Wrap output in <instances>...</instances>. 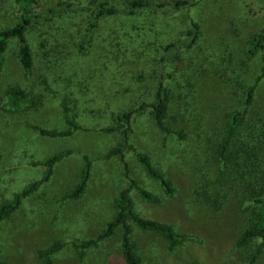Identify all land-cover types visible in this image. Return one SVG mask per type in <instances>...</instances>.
Masks as SVG:
<instances>
[{"label": "rangeland", "instance_id": "rangeland-1", "mask_svg": "<svg viewBox=\"0 0 264 264\" xmlns=\"http://www.w3.org/2000/svg\"><path fill=\"white\" fill-rule=\"evenodd\" d=\"M108 1L124 8L131 0ZM144 1L155 8L134 16L121 12L91 30L97 0H37L33 12L43 19L26 31L34 59L30 71L18 61V40L8 42L0 72V203L44 176L47 168L38 161L71 152L1 224V264H44L40 252L54 243L64 246L52 256V264H123L120 232L85 252L71 242L81 243L104 231L114 215L115 198L133 179L156 197L144 200L137 188H131L139 215L192 237L170 249L159 234L132 223L140 264H245V250L237 241L252 208L249 194L264 188V151L244 146L242 140L231 144L234 167L221 157L220 139L228 114L244 106L249 85L256 90L247 116L255 119L258 131L264 130L260 59L246 58V47L264 31V0H189L192 7L184 9L175 7L177 0ZM16 2L0 0V29L16 24ZM158 5L165 7L156 11ZM189 17L200 23L199 41L165 65L173 74L167 121L186 138L178 141L165 135L149 108L133 115L129 135L132 145L172 180L174 195L168 196L133 153L108 156L123 140L125 126L110 129L119 112L152 102L164 47L184 36ZM13 88L25 91L26 104H6ZM68 117L81 127L70 136L39 132L66 130ZM248 129L253 133L252 126ZM85 155L91 161L86 189L78 197H67L81 179ZM226 163L220 203L207 205L204 192L207 196ZM255 264H264V247Z\"/></svg>", "mask_w": 264, "mask_h": 264}, {"label": "trees", "instance_id": "trees-1", "mask_svg": "<svg viewBox=\"0 0 264 264\" xmlns=\"http://www.w3.org/2000/svg\"><path fill=\"white\" fill-rule=\"evenodd\" d=\"M147 1L144 0H131L127 3V6L120 8L108 0H97L94 5V10L92 12V24L90 25L91 30H94L99 26V24L107 19L112 18L113 16L121 13L127 12L128 15L134 16L140 13H144L146 10H151L155 8L154 5H149ZM37 5V0H17L16 7L18 10V19L14 26L6 27L0 29V72L4 64L5 51L8 45V42L11 39L18 40V49L17 57L21 67L25 71H30L33 67L34 59L31 48L26 39V31L29 27L33 26V23L39 22L43 17L37 13H34L33 10ZM176 8H190L192 7L189 0H177L174 3ZM197 3H195V6ZM156 11L163 9L164 5H158ZM190 18V26L185 31V34L179 40L173 41L167 44L164 47L162 56L160 57L161 64V76L157 79V88L153 94L152 102L148 103L143 101V103L137 109L123 110L119 112L114 118L115 126L110 129L114 130L120 125H124V135L123 140L117 144V146L110 150L108 153L109 157L119 156L123 158L127 153H133L146 174L153 180H155L162 191L168 195H174V185L170 177L165 173L159 170L151 161L149 155L145 152L138 151L130 142L129 135L131 132V124L133 115L136 111H142L145 108H149L151 117L156 124V126L165 134L172 136L173 139L178 141H183L186 138L183 130L172 129L167 119L170 115L171 102H170V79L173 74L167 72L165 65H169L170 62H174L182 57V55L195 47L198 43L201 27L194 18ZM150 25V23H148ZM134 25H136L134 23ZM146 25V24H145ZM148 25V26H149ZM147 26V27H148ZM151 26V25H150ZM203 50H201L202 52ZM225 52V51H224ZM226 53V52H225ZM227 54V53H226ZM258 57L260 59V75L258 80L264 77V31H261L246 47V58L252 60L253 58ZM224 60V55L219 54V61ZM219 65H224L220 63ZM243 66V65H242ZM238 71H243V68H238ZM89 78L88 75H85ZM234 79L233 75H230ZM140 77V76H138ZM219 78L221 80H226L225 76L219 73ZM87 81V78H85ZM81 84V83H80ZM246 87V86H244ZM255 90L256 86H248L244 90L243 97L245 98L244 106L240 109L232 110L226 118V125L224 127L222 137L220 139V152L221 157L224 158V161L230 162L234 167L237 165L236 161H231L230 156V146L239 143V140L244 142V146L256 147V151H264V130L256 128V121L253 118H248V113L250 107L252 106L255 99ZM27 94L22 89L13 88L8 91L6 94V104L9 102L11 107H15L17 104L24 102L26 104L25 97ZM68 128L66 130H50V129H39V132L42 135L49 137H68L75 130L80 129L81 127L73 120V118H67ZM249 126L253 127V133H250ZM219 148V147H218ZM244 149V147H243ZM71 152L70 150L62 151L53 154L52 156L40 160L37 162L38 165L44 166L47 168L44 176L36 181L29 183L21 191L15 193L12 198L4 200L0 203V226L7 220L13 212H15L23 200L34 193L39 186L47 182L52 175L54 165L67 153ZM85 165L81 170V179L73 190L69 193L67 197H78L86 189L91 170V161L88 157L84 156ZM228 171V164H224L223 167L218 172L216 179L211 183V189L208 191V195L204 198L207 205L209 203H220V188L226 183L227 179L224 178V174ZM233 172V170H231ZM132 185L124 187L120 190L117 197L114 200V215L106 223L105 229L100 233L96 238L85 240L81 243L76 241L71 242L73 247L80 252H85L88 249L96 247L100 241L107 239L117 232H120V245H121V255L123 264H140V258L136 254L135 244L132 240V223L140 230L143 231H152L159 234L162 238L166 240L170 249L176 248L177 246L183 245L192 240V237L188 233L179 232L174 229V227L168 223L145 218L139 215L134 210V202L131 197L130 190L131 188H137L141 197L144 200L155 201L156 197L151 194L148 190L139 187L136 180H130ZM249 199L252 202V208L250 213L247 216L246 227L241 231L237 245L240 248H244L245 252L243 253L245 258V264H255L258 258L263 253L264 247V188L259 190H252L249 194ZM64 244L54 243L50 247L40 252L41 258H43L44 264H52V256L61 248ZM2 261H0V264Z\"/></svg>", "mask_w": 264, "mask_h": 264}]
</instances>
